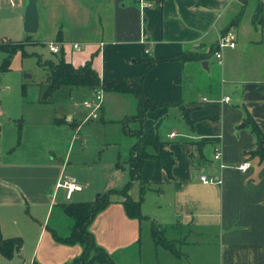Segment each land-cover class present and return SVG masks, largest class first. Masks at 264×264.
<instances>
[{"label":"crops","instance_id":"obj_1","mask_svg":"<svg viewBox=\"0 0 264 264\" xmlns=\"http://www.w3.org/2000/svg\"><path fill=\"white\" fill-rule=\"evenodd\" d=\"M40 6L43 15L66 17L72 23L58 21L59 27L66 23L68 36L74 37L67 42L59 28L58 40L56 32L58 42L68 43L65 60L79 66L94 53L93 68L106 77L138 74L144 61L151 60L142 82L144 94L153 100L180 101L189 122L179 108L170 107L163 114L148 111L140 123L143 132L153 130L169 142L174 162L170 175L162 170V181L155 184L149 183L154 160L144 159L140 179L131 182L141 198L128 194L140 201L142 217L137 218L126 214L118 192L129 178L127 160L136 141L121 124L118 140L125 137L122 150L127 154L120 160L118 151L109 152L99 167L102 181L91 184L74 173L72 165L82 160L70 157L76 128L66 124L65 115L49 120L19 106L15 111L0 107V238L20 240L9 257L0 252V264H64L81 253V244L56 241L51 232L69 234L72 219L61 204L82 191L65 199L63 188L56 187L66 169L85 183L88 193L116 191L88 226L94 242L116 264H161L169 260L167 252L179 256L154 242L151 222L170 224L169 238H184L192 248L205 237L212 241L213 264H264V163L244 155L255 147L246 116L264 133V25L255 19L259 11L264 21V0H43ZM76 25L83 28L82 34L73 35L79 30ZM226 30L233 32L235 44L219 49L217 58V37ZM74 43L78 49L72 48ZM189 50L205 57H176ZM74 90L92 94L84 87L68 94ZM135 111L131 94L102 92V121L119 122ZM104 143L108 149L116 141ZM215 147L221 151L219 159L213 158ZM244 161L247 168H238ZM201 174L220 182L203 183ZM141 181L148 185L142 188ZM166 234L164 230L163 238L173 244ZM210 244L185 252L188 262L192 258L210 264Z\"/></svg>","mask_w":264,"mask_h":264},{"label":"rangeland","instance_id":"obj_2","mask_svg":"<svg viewBox=\"0 0 264 264\" xmlns=\"http://www.w3.org/2000/svg\"><path fill=\"white\" fill-rule=\"evenodd\" d=\"M42 1L43 0H37L38 8L39 3ZM24 6L25 0H15L13 6L8 2L0 4V42H22V46L16 48L11 54L7 69L2 68L3 60L6 55L0 49V107L5 110L15 111L19 106L22 111L38 112V114L45 115L46 118L49 117V120L54 115H65L64 120H66V124L70 125L72 123L70 126L76 128V139H74V147L69 153L70 157L71 159L78 158L82 161L85 160V162L80 161L79 166L72 165L76 168L74 173H77V176L84 181H91V184L96 181L101 182L103 174L100 172L99 167L106 161L107 154L111 151H116L115 153L117 155L118 151L120 160L127 154H125V150H122L126 145L124 141L125 137L118 140L122 135L120 123L114 120L102 121L98 112L90 115L91 110L82 105L83 100L90 98V95H86L84 91L74 90L68 94L66 88H56L47 96L48 102L42 103L38 100L42 92L40 85L46 76V69L38 64V59L40 58L42 62L47 60L56 61V59H58L60 52L52 53L49 50L48 44L56 42L60 50H66L68 46L66 45L68 44L66 41L71 42L73 39L70 40L68 38L74 37L68 36L71 32H68L67 26H65L67 24L63 23V25L59 27L58 23L60 22L58 21L64 20V22L68 21L69 24L72 23H70L66 17H53L52 14L48 16L43 15L42 7L40 6V10L38 9V29L36 32L28 34L22 27ZM66 8L68 10L70 9L69 7ZM54 18H57V20H54ZM104 20L103 17L102 21ZM74 27L79 30L74 29L75 31H72L73 35L82 34L84 32L81 31L83 28H81L80 25ZM59 28L62 30L64 40L66 38L65 43L64 41L63 43L58 42L56 39V32ZM71 50L75 51V49ZM26 74H30V77H25L24 75ZM68 116L71 117L69 120L70 122H68ZM43 126L46 128L47 123L43 124ZM67 127L70 130L72 129L69 126ZM104 139L116 141V143L115 145L109 146L107 149ZM127 151L126 149V152ZM56 155L59 154L56 153ZM62 155L64 154H61V158L63 159ZM63 173L73 178L82 186V191L74 193L70 201H93L98 193H103L102 190L88 193V188H86L82 180L78 177V180L74 178L67 169L63 170ZM127 193L132 197L141 198L139 188L137 185H133V183H130L127 188ZM114 194L117 193L109 192L108 198L114 196ZM161 225L166 230L167 239L170 236L173 237L170 233L172 228L169 226L171 225ZM170 240L173 242V247L176 252H179L177 254L179 256L175 257V255H171L165 251L167 252L165 254H167L169 260H166V262L161 260V264H202L198 262V260L193 261L192 258H190V262H188L185 252L198 250L204 243L207 245L209 242L211 244L207 248V259L210 264L214 263L215 250L212 246V241L206 237L201 240L202 243L199 242L200 244H198V246L196 244L193 248L189 243L186 242L187 244H184V242H182L184 238L181 239V242L174 239Z\"/></svg>","mask_w":264,"mask_h":264},{"label":"trees","instance_id":"obj_3","mask_svg":"<svg viewBox=\"0 0 264 264\" xmlns=\"http://www.w3.org/2000/svg\"><path fill=\"white\" fill-rule=\"evenodd\" d=\"M255 19L264 25V21L259 11L255 14ZM59 30L58 33L59 34ZM61 35H58V40ZM22 42H0V49L5 53L2 68L7 69L9 58L16 48L21 47ZM217 47V46H216ZM213 51V50H211ZM60 55L56 61L47 60L42 62L38 59V64L46 69V76L41 82L42 92L39 101L46 102L47 96L53 89L66 88L71 91L74 88L84 87L89 90L100 89L102 91H113L121 94H131L136 100V111L132 115L125 116L119 120L123 131L136 138V141L130 147L129 157L127 160L128 180L124 187L118 190L123 196V206L126 214L130 217L141 218L140 201L133 200L127 193V188L133 180L140 179V173L143 161L146 158L154 160V169L149 183L159 184L162 181V170L170 175L173 165L172 152L169 149V142L158 137L155 131L143 132L140 123L144 120L148 111L158 110L159 114L165 113L170 107H177L187 119V108L180 101L153 100L148 98L142 88V82L145 73L151 67L153 61L145 60L140 73L134 75H123L117 77L100 76L92 66V58L94 53L90 55L83 64L75 66L65 60L63 50H59ZM215 51H213L214 53ZM53 53V52H52ZM209 53V52H208ZM205 54L200 51L189 50L178 56L177 58L200 60ZM136 125H129L130 122ZM189 122V120H188ZM245 123L249 126L255 140V147L244 153L246 158L257 157L260 163H264V133L255 122L254 118L247 115ZM151 150V151H150ZM116 165H122L120 161ZM141 187H146L148 183L141 181ZM109 190L101 193L93 201L82 202H65L61 207L66 215L72 219L70 232L67 236L57 235L54 231L52 235L56 241L72 244L79 243L82 245L81 253L69 262L64 264H116L109 253L102 247L98 246L93 239L92 233L88 226L94 216L103 209L108 202ZM165 228L151 222V236L156 244L165 246L173 254H177L173 244L163 238ZM20 240L15 238H0V252L5 256H10L13 250L18 249Z\"/></svg>","mask_w":264,"mask_h":264},{"label":"built area","instance_id":"obj_4","mask_svg":"<svg viewBox=\"0 0 264 264\" xmlns=\"http://www.w3.org/2000/svg\"><path fill=\"white\" fill-rule=\"evenodd\" d=\"M216 44H217L218 50H216L214 52V55L217 58H219L221 56L219 49L224 48V47H233L234 46L235 41H234L233 32L231 30H226L225 32L220 33L217 37ZM48 47H49V50L53 53L58 52L60 50L58 45L55 44L54 42L49 43ZM73 47L75 49H78L79 44L74 43ZM102 92L103 91L100 89L93 90L90 98L83 100L82 105L91 110L90 115H93L99 111L101 103H102ZM224 99L227 100L228 97L226 96V97H224ZM171 135H174V132H172ZM220 155H221L220 149L215 147L214 153H213V158L219 159ZM221 166H223V165L221 164ZM247 166H248V163L246 161L241 162L240 164L237 165V167L240 169H246ZM199 178L203 183H212V182L219 183L220 182L219 178H217V177L214 178L213 176H207L205 174H201ZM56 187L63 188L65 199H69L71 194L74 191H79L82 188L81 185H79L74 179H72L66 175H62L59 178V180L56 182Z\"/></svg>","mask_w":264,"mask_h":264},{"label":"water","instance_id":"obj_5","mask_svg":"<svg viewBox=\"0 0 264 264\" xmlns=\"http://www.w3.org/2000/svg\"><path fill=\"white\" fill-rule=\"evenodd\" d=\"M39 25L38 19V3L37 0H25V6L23 11V30L30 34L37 31ZM206 61L202 62L204 65ZM25 77H30V74L24 75Z\"/></svg>","mask_w":264,"mask_h":264}]
</instances>
